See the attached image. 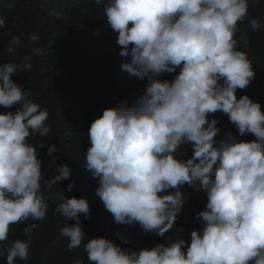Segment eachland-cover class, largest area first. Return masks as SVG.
<instances>
[{
	"label": "clouds",
	"instance_id": "9594fccd",
	"mask_svg": "<svg viewBox=\"0 0 264 264\" xmlns=\"http://www.w3.org/2000/svg\"><path fill=\"white\" fill-rule=\"evenodd\" d=\"M248 10L249 0H107L104 13L118 33L120 55L131 57L122 68L146 77L148 86L136 102L105 109L91 124L86 171L99 178L96 195L117 224L139 223L160 236L173 228L185 204L181 186L206 190L208 203L196 217L204 227L191 232L187 248L185 239H177L126 250L98 237L85 245L90 262L264 264V111L248 95L238 99L236 94L256 75L235 38ZM52 15L59 18L54 10ZM250 25L259 29L261 22L252 19ZM30 59L0 63V106L20 105L15 113L0 114V242L8 239L11 225L41 220L49 208L41 191L42 161L28 142L34 134L48 135L49 113L12 79L21 69L31 71ZM178 69L174 80L160 78ZM217 111L229 116L241 136L251 133L256 139L238 141L228 132L218 142V120L209 121ZM186 143L193 145L194 155L185 161L175 154ZM58 150L52 145L48 153ZM57 171L53 180H44L47 187L70 178L67 165ZM170 189L175 191L169 194ZM55 211L75 219L61 235L68 238L69 250L79 247L84 238L80 214L90 215L88 200L64 198ZM31 243L16 240L0 248V257L6 255V264L26 260Z\"/></svg>",
	"mask_w": 264,
	"mask_h": 264
},
{
	"label": "trees",
	"instance_id": "16d2710c",
	"mask_svg": "<svg viewBox=\"0 0 264 264\" xmlns=\"http://www.w3.org/2000/svg\"><path fill=\"white\" fill-rule=\"evenodd\" d=\"M106 4L107 0H0V19L5 22L0 28V63L11 61L19 65L24 57L31 58L28 61L31 71L21 69L12 79L30 93L28 98L32 102L49 113L45 122L51 129L48 135L34 134L28 138L37 147L42 177L50 182L63 165L71 172L69 179L50 188L42 180L41 191L49 204L46 217L11 225L8 239L0 242V248H6L16 240L32 241L28 258H18L16 264H94L87 259L85 245L98 237L111 239L126 250L169 245L177 239H185L187 248L191 232L204 227L202 219L196 217L207 210L208 197L206 190L198 186L180 187L185 204L173 228L163 236L145 232L139 223L117 224L96 195L99 178L86 171L91 124L105 109L136 102L148 86L146 77L139 78L122 68L131 57L120 55L122 46L117 43L118 33L107 22ZM53 10L59 18L52 15ZM252 19L261 22L259 29H252ZM237 29V49L247 54L256 73L247 88L237 90V98L248 95L264 111V0H249L247 18L238 23ZM32 34L37 36L35 42L29 40ZM13 38H18V42L14 43ZM178 72L179 69L164 73L160 78L172 81ZM19 107L0 106V114L15 113ZM211 119L218 120V142L226 139L228 132L238 141L256 139L251 133L241 136L222 111L209 114ZM52 145L61 150L50 155L48 148ZM175 155L181 160L190 159L194 155L193 145H182ZM70 184H74L71 191ZM174 191L168 190L169 194ZM72 197L87 199L90 215L80 214L84 238L79 247L69 250V240L61 235V230L76 221L56 213L55 209L64 198ZM0 264H6V255L0 257Z\"/></svg>",
	"mask_w": 264,
	"mask_h": 264
}]
</instances>
